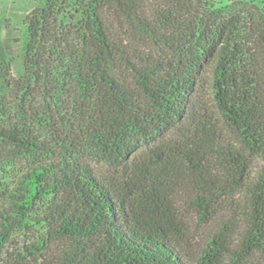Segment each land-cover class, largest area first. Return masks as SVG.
Returning a JSON list of instances; mask_svg holds the SVG:
<instances>
[{
    "label": "trees",
    "instance_id": "1",
    "mask_svg": "<svg viewBox=\"0 0 264 264\" xmlns=\"http://www.w3.org/2000/svg\"><path fill=\"white\" fill-rule=\"evenodd\" d=\"M71 1V28L63 0L25 20L24 97L38 122L12 120L0 96V167L20 165L0 183V264L264 257V4ZM234 192L237 211L191 251L189 216L210 222Z\"/></svg>",
    "mask_w": 264,
    "mask_h": 264
},
{
    "label": "rangeland",
    "instance_id": "2",
    "mask_svg": "<svg viewBox=\"0 0 264 264\" xmlns=\"http://www.w3.org/2000/svg\"><path fill=\"white\" fill-rule=\"evenodd\" d=\"M215 4L219 6H231L237 5L242 0H213ZM254 1L264 4V0H244ZM45 2V0H0V63H3V68L0 66V96H5L6 101L10 102V118L12 120L19 119L20 117L34 118L33 113L27 109V97H24L26 82H25V70L23 67V58L25 52V45L27 43V24L25 22L28 14L35 8L39 7ZM64 7L59 17V23L64 28H71L79 20L80 15L75 12L71 0H63ZM2 69V70H1ZM205 96L208 93V87L204 88ZM209 99H207L208 101ZM22 101V102H21ZM209 102V101H208ZM22 105L23 111H18L19 106ZM34 107V106H33ZM16 111V112H14ZM41 109L39 108V112ZM34 121L35 129L38 133L44 137V130L37 126ZM38 122V121H37ZM172 136V135H169ZM24 165V162H21ZM260 165V160L254 159L252 164V174ZM20 166V165H19ZM18 168H2L0 167V183L1 182H13L14 178L19 176ZM97 168L102 171H108L106 167L97 165ZM1 192V191H0ZM240 200V196L237 192H234L228 198H222L219 202L217 214L214 218L206 223H201L196 216H189L190 224V248L191 251L200 249L208 236H210L218 227L221 220L230 217L237 211V203ZM38 230L29 232L22 231L14 235L15 242L28 243L32 239L33 235H37ZM254 264H264V257L256 256L255 260H252Z\"/></svg>",
    "mask_w": 264,
    "mask_h": 264
}]
</instances>
